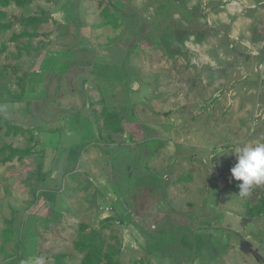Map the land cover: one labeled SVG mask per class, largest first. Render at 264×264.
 Listing matches in <instances>:
<instances>
[{"label": "rangeland", "instance_id": "1", "mask_svg": "<svg viewBox=\"0 0 264 264\" xmlns=\"http://www.w3.org/2000/svg\"><path fill=\"white\" fill-rule=\"evenodd\" d=\"M173 1L191 21L156 27L164 0H0V89L38 96L42 66L45 131H98L54 206L30 156L0 152V264H264V183L241 196L231 173L264 142V0ZM134 222L191 235L150 252Z\"/></svg>", "mask_w": 264, "mask_h": 264}, {"label": "crops", "instance_id": "2", "mask_svg": "<svg viewBox=\"0 0 264 264\" xmlns=\"http://www.w3.org/2000/svg\"><path fill=\"white\" fill-rule=\"evenodd\" d=\"M33 69L30 71V75L39 84L34 85L38 96L34 93L30 95L27 90H24L20 96L13 94L8 89H0V147L10 145L12 148H25L21 146V143L27 142L24 140L26 137L22 132L27 131L25 126L30 128L29 137L32 142L27 147H30L31 153L27 157L30 156V160L33 161L31 172L36 176V186L43 189L46 203H50L49 206H54L51 203L56 202L57 198L65 191L66 186L62 184V181L67 180V177L73 174L76 166L81 162L84 147L79 149V146L85 143L88 137L96 139L98 131L90 126L91 123L86 119L78 127L69 126L70 124L66 120L69 117L62 116L51 122L55 126L53 129L45 131L46 120L41 117L42 91H37L44 82L46 73H44V67L39 65ZM25 87L27 88L29 85L26 83ZM47 99L54 98L48 97ZM0 149L2 150V148ZM1 150L0 152L8 151L7 149ZM58 181L63 186H59ZM48 184H52L53 188H47ZM56 210L59 211L60 208ZM56 210L53 211V214L58 213Z\"/></svg>", "mask_w": 264, "mask_h": 264}, {"label": "trees", "instance_id": "3", "mask_svg": "<svg viewBox=\"0 0 264 264\" xmlns=\"http://www.w3.org/2000/svg\"><path fill=\"white\" fill-rule=\"evenodd\" d=\"M173 13H181L182 17H184L185 20L191 21L189 17L177 6V4L173 0H164V2L159 7L157 15L154 17V23L156 27L165 24V22L168 21V19L170 18V16H172ZM58 80L59 77L57 76L55 81L58 82ZM1 148H2V150L0 149L1 151L7 149L11 152H25L28 155L31 153L30 147L17 149V148H12L10 145L7 146L4 145ZM138 188L141 187L139 186ZM260 202L261 205L259 206L258 210L260 212H264V201H260ZM133 225L135 226L139 234L143 236L146 244L145 245L146 249L147 251L150 252H155V251L162 252L165 249L174 247L176 244H178L179 241L187 243L188 239L190 238L189 235H191L190 232L189 234H187L185 231L181 230V227L178 226H174L169 229H163L161 231L154 232L145 229L138 223L134 222ZM91 252H92L91 258H94L97 255V250L95 249V246L92 247Z\"/></svg>", "mask_w": 264, "mask_h": 264}, {"label": "clouds", "instance_id": "4", "mask_svg": "<svg viewBox=\"0 0 264 264\" xmlns=\"http://www.w3.org/2000/svg\"><path fill=\"white\" fill-rule=\"evenodd\" d=\"M237 163L231 168L232 177L239 183V194H249L254 184L264 183V142L236 147L232 150ZM36 264H44L38 259Z\"/></svg>", "mask_w": 264, "mask_h": 264}]
</instances>
